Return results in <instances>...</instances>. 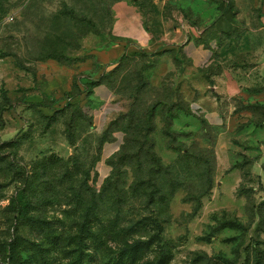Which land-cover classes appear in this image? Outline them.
I'll return each instance as SVG.
<instances>
[{"label": "rangeland", "instance_id": "1", "mask_svg": "<svg viewBox=\"0 0 264 264\" xmlns=\"http://www.w3.org/2000/svg\"><path fill=\"white\" fill-rule=\"evenodd\" d=\"M116 1L0 0V264L14 237L43 240L9 209L21 190H29L30 216L54 222L62 236L83 215L81 209L68 212L67 204L81 194L85 205L112 172L124 193L140 179L149 180L150 188L159 182L164 193L175 189L168 213L158 217L167 219L168 264H264V0H210L229 11L234 24L228 32L208 33L217 42L211 70H238L252 83L247 99L236 104L241 122L235 136L225 126L208 124L186 101L177 76L186 70L185 62L174 55L162 76L156 74L158 60L142 52L104 66L100 77L95 72L100 65L92 73L75 69L94 57L95 49L110 45L112 7L121 2ZM126 1L141 3L145 24L156 26L157 37L180 24V14L177 18L169 5ZM101 77L120 104L113 120L126 116L108 133L94 130L93 104L85 94L90 82ZM148 112L154 132L147 140L162 165L170 167L166 172L158 173L149 161V145L141 151L145 132L130 130L145 128ZM250 130L254 134L244 135ZM116 131L123 134V143L113 155L121 156L104 177L100 161ZM51 155L76 158L78 170L70 181L65 167L47 168L45 159ZM209 180L211 190L201 196ZM124 195L118 198L122 220L160 214L148 196ZM45 253L50 263L69 262L58 248ZM157 260L150 253L140 264Z\"/></svg>", "mask_w": 264, "mask_h": 264}, {"label": "crops", "instance_id": "2", "mask_svg": "<svg viewBox=\"0 0 264 264\" xmlns=\"http://www.w3.org/2000/svg\"><path fill=\"white\" fill-rule=\"evenodd\" d=\"M149 1L160 7H173L177 18L180 14V24L168 31L164 29V35L157 37L158 29L154 25L146 26V15L140 7L130 5L126 0L118 2L112 7L110 45L95 49L93 59H86V62L78 63L77 68H72L77 70L80 67L79 70L92 73L94 66L100 65L95 70L96 76L100 77L104 66L117 64L125 55L142 52L158 60L156 74L162 76V68H169L173 64L174 55L175 60L185 62L186 70L180 71L177 76L181 78L179 83H182L186 101L197 106L198 114L208 124L215 127L225 126L227 133L235 136L241 122V113L236 104L247 99V87L252 83L247 79L248 76L244 77L238 70H211L210 66L215 65L216 61L214 52L217 42L213 37L208 38V33L219 34L233 28L230 12L218 9L210 0ZM152 19L156 20V16ZM74 74L75 71L72 72ZM89 98L93 104L94 130L103 133L121 111L120 104L113 89L106 83L93 87ZM252 133L254 134V130L244 135ZM112 137V143L104 146L100 161V172L104 173V177L110 172L107 160L119 151L123 143L121 132H114Z\"/></svg>", "mask_w": 264, "mask_h": 264}, {"label": "trees", "instance_id": "3", "mask_svg": "<svg viewBox=\"0 0 264 264\" xmlns=\"http://www.w3.org/2000/svg\"><path fill=\"white\" fill-rule=\"evenodd\" d=\"M118 1L122 0H117L116 2ZM138 7L142 8L141 3H138ZM103 83L107 84V81L102 77L91 81V90L85 93L89 95L88 97L86 96V99L90 97L93 87ZM81 94L78 93L76 96L80 97ZM148 114L149 112L143 116L147 117L145 128L139 129L138 126H135L130 128V130L135 131V134H138L140 131L145 132V140L141 151L144 150L146 145H149V148L145 151L149 161L153 165L155 163L158 173L166 172L170 167L162 165L161 160L154 152V146L149 144L147 140V137L154 132L152 115L148 116ZM125 117V115H122L118 119L111 121L103 133L111 131V127L115 122ZM133 142L137 143L138 140L134 138ZM183 152L186 157L190 156L189 150H183ZM120 156V153L113 155L107 160V164L114 168V162ZM75 159V157L70 156L67 160H64L63 158L51 155L45 159V165L47 168L58 167L59 165L65 167L68 180L70 181L75 175L73 170H78ZM124 159L120 158L121 161ZM148 181L140 179V181L134 182L124 193L119 189L120 181L118 180L117 172H112L105 180L98 194L94 192L93 198L87 201L85 205L81 194L76 196L74 202L72 201L67 204L70 208L68 212L74 209H81L83 215L80 218L72 220L67 225L70 231L64 234L61 233L62 236L58 233L54 222L48 221L41 216H30L29 208L32 206V203L29 190H21L18 197L12 198L9 209H12L16 213L15 215L18 219L23 220L21 222L26 223L30 229L43 236V240L36 241L24 239L20 236L14 237L4 247V251L1 254L3 258L1 264H55L49 262L45 253L49 251V247L58 248L64 252L65 258L69 261L67 264H140L143 263L150 253H156V260H158L154 264H168L170 250L168 242L163 238V223L167 219H160L158 217L163 216L162 214H166V212L168 213L170 197L174 194L175 189L173 188L169 193H164L161 190L159 182H154L153 188H150ZM210 183L211 181L209 180V186L201 196L209 193L211 190ZM85 186H87V182ZM85 190L89 192L91 188L87 186ZM131 192H138L142 196H148V203H154L155 207L158 206L160 214L157 215L155 213L154 215L153 213L151 216H141L134 219L127 217L122 220L123 214L121 212L123 211V206H120L121 201L118 198L121 199L122 194L127 195L131 194ZM110 210L113 211V214H110ZM45 243L50 246L45 247ZM28 251L31 254L26 257Z\"/></svg>", "mask_w": 264, "mask_h": 264}, {"label": "built area", "instance_id": "4", "mask_svg": "<svg viewBox=\"0 0 264 264\" xmlns=\"http://www.w3.org/2000/svg\"><path fill=\"white\" fill-rule=\"evenodd\" d=\"M192 107H193L194 111L199 112V109L197 108V106H192Z\"/></svg>", "mask_w": 264, "mask_h": 264}]
</instances>
